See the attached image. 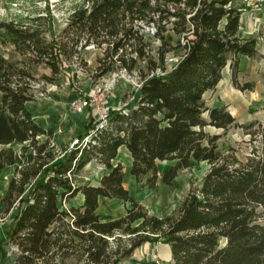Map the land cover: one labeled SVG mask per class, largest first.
Masks as SVG:
<instances>
[{"label": "trees", "instance_id": "1", "mask_svg": "<svg viewBox=\"0 0 264 264\" xmlns=\"http://www.w3.org/2000/svg\"><path fill=\"white\" fill-rule=\"evenodd\" d=\"M235 1L82 0L59 34L48 17L0 21V172L14 169L2 203L5 213L16 211L0 240L2 261L4 242L16 248L14 264H122L143 244L162 243L171 264H264V125L238 124L225 106L207 108L203 100L228 64L234 88H253L236 78L240 58H254L257 50L254 39L238 34L244 10ZM152 25L155 49L144 32ZM168 31L179 39L175 45ZM89 46L101 51L94 81L124 72L138 74L141 86L125 108L112 109L107 129L79 154L57 148V128L41 129L27 104L34 100L35 67H48L51 77H42L48 83L73 79L72 57L85 67L81 52ZM206 127L242 129L258 145L239 160L233 148L223 153L220 135ZM93 128L86 122L85 134ZM120 146L130 154V175L151 191L159 182L171 187L192 162L209 167L174 213L158 217L123 187V166L112 164ZM92 160L105 168L100 184H80L76 178ZM78 193L82 205L63 209ZM99 197L121 200L125 214L101 221Z\"/></svg>", "mask_w": 264, "mask_h": 264}, {"label": "rangeland", "instance_id": "2", "mask_svg": "<svg viewBox=\"0 0 264 264\" xmlns=\"http://www.w3.org/2000/svg\"><path fill=\"white\" fill-rule=\"evenodd\" d=\"M81 2L82 0H0V21L10 19L24 21L26 18L37 16L48 17L47 19L54 33L59 34L70 14ZM235 6L241 7L244 10L240 16L238 34L242 38L254 39L257 50L254 58H240L238 64L239 71L236 78L240 86L253 84V88L251 91H240L234 88L231 79L232 71L228 64L222 72V87L207 92L204 96V103L210 105L214 101L222 102V106L227 108V111L235 118L238 124L257 122L264 125V6H256L254 0H236ZM151 27L148 26L149 29ZM144 32L145 39L150 40L155 49L159 42L152 38L153 34L150 31L145 30ZM165 38L173 45L179 40L172 31H168L165 34ZM180 54V51H176L170 54L168 58H176ZM81 56L86 62L85 67L79 64L76 56L72 57V70L76 71L73 79H70L68 76H60L57 81L48 83L42 79L43 76L51 77L48 67L41 65L35 67L33 71L34 78L36 79L33 83L34 100L28 104V108L31 112H34L35 108L39 110V105L61 99L64 106L60 109V115H63L64 118L57 125L62 136L60 140L58 139L61 146H68L72 140L80 137L82 124L86 121L92 120L94 122L93 116L90 113L78 116L68 109L71 101L79 97L88 96L96 83H98L94 81L93 75L94 69L98 64L97 59L101 57V51L93 49V46H89L81 52ZM141 66H144V64L141 63ZM113 74H117L116 83L113 91L109 94L108 102L112 109L125 108L132 102L131 98L136 93V87L140 81L139 75H127L124 72ZM113 74L104 76V79H111ZM207 116L208 114L205 113L204 118L207 119ZM255 128L257 127L255 126ZM205 131L210 135H220V138L216 142L218 148L223 153H226L229 147L233 148L236 157L242 161L250 155L252 147L258 145L257 139L250 141V135H246L239 128L232 127L224 133L222 130L206 127ZM38 140L42 142L43 138H38ZM59 147L58 145L57 148ZM13 148L16 151L20 150L19 145H14ZM172 164H174V161L162 162L159 166L162 169ZM208 167L205 162H192L190 168L181 170L178 173L171 187H167L159 182L155 191H147V189L143 188V184L139 186L141 190L138 191L142 195L140 197L141 200L137 201L143 204L150 214L158 217L172 214L180 206L188 191L200 183ZM13 173L14 169L12 166L4 168L0 172V240L5 238L10 222L16 214L15 210L5 213L2 203V198L6 193ZM80 174H82V170L79 176H77L76 181L81 180ZM67 204L68 202L62 204V208H68ZM119 211L117 207L113 206L111 210L103 212V214L106 216H117ZM1 246L5 253V259L2 261V255L0 254V264H10L16 255V248L6 242ZM158 252L160 257L157 256L158 258L155 259H158L161 264H170L165 259V249L162 246L158 247ZM134 255L122 264H155V259L150 260L147 258L148 255L143 246L138 248L134 252Z\"/></svg>", "mask_w": 264, "mask_h": 264}, {"label": "crops", "instance_id": "3", "mask_svg": "<svg viewBox=\"0 0 264 264\" xmlns=\"http://www.w3.org/2000/svg\"><path fill=\"white\" fill-rule=\"evenodd\" d=\"M221 81L222 79L216 86V89H218L219 87H222ZM204 96H203V100H204ZM52 102L49 101L48 104L44 103L42 105H39L38 106L39 110H36L35 108L34 112L33 111L31 112L30 110L29 111L31 112L34 123H36L41 129L47 131L51 128H57V132L53 136V143L55 144L56 147H58V145L61 146V144H59V140L62 138V136L60 135V131L57 125L61 121V119L64 118L63 115H60V109L63 108L64 104L63 102H61V99H59L58 101L52 100ZM28 104H27V107H28ZM205 106L207 108L221 107L222 102L214 101L210 105L205 104ZM76 115L80 116L83 114H76ZM85 123L82 124V127H81L82 128L81 136L85 134L84 132ZM39 138H43V140L45 139L43 136ZM117 163H121L123 166V172H124V177L122 180L123 187L128 191L130 196L135 201L141 200L140 197L142 195H140L141 193H138V191L141 190L139 186L144 184L143 188L147 189V187H146L145 181L138 183L136 182L135 178L130 175L131 157L125 146H120L117 150L116 158L115 160L112 161V164L115 165ZM104 173H105V168L102 165L96 163V161L92 160L83 167L82 174H80L81 175L80 184L86 183L90 186H98L100 184L101 178ZM147 191H151V190L147 189ZM82 203H83V196L80 193H78L74 199L68 202L67 205H68V208L78 207L82 205ZM113 206L117 207L118 210H120L117 216H113V215L106 216L105 214H103V212H108L109 210H111ZM127 207L128 205L124 204L121 200L99 197L98 198V208L96 210V213L99 215L101 221H113L117 218L122 217L125 214ZM142 246H143V249H145V251L147 252V255H148L147 258L150 260H154L155 258L160 257V254L158 252V247L162 246L165 249V259L171 264V253H170V247L168 245H165L162 243H145ZM14 261H15V257H13V260L12 262H10V264H14Z\"/></svg>", "mask_w": 264, "mask_h": 264}, {"label": "built area", "instance_id": "4", "mask_svg": "<svg viewBox=\"0 0 264 264\" xmlns=\"http://www.w3.org/2000/svg\"><path fill=\"white\" fill-rule=\"evenodd\" d=\"M254 2L256 6H264V0H254ZM153 27V25L150 29L148 27H145V30L150 31L151 34H154L156 30ZM175 63L176 58L169 57L166 59L167 66L170 65V67H172ZM156 73L162 74L160 70H158ZM116 76L117 74H113L111 79H104V77L99 79L97 81L98 83H96L88 96L76 98L69 103L68 109L73 114L90 113L94 119V128L85 135L72 140L67 146V152L78 151V153L80 154L82 150L89 148L90 145H95L97 142L96 139L98 137V134L107 129L110 117L109 114L112 111V108L108 102V98L109 94L114 89ZM140 86L141 83H138L136 92L138 91ZM133 97L131 98V100L133 99ZM155 264H161V262L158 259H155Z\"/></svg>", "mask_w": 264, "mask_h": 264}]
</instances>
